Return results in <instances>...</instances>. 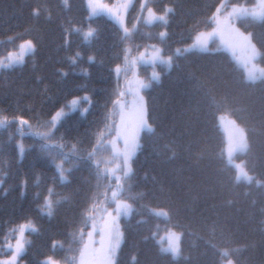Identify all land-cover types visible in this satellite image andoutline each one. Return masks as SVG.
<instances>
[{"label":"trees","instance_id":"1","mask_svg":"<svg viewBox=\"0 0 264 264\" xmlns=\"http://www.w3.org/2000/svg\"><path fill=\"white\" fill-rule=\"evenodd\" d=\"M218 1L151 0L159 11L171 9L163 38L142 20L125 35L111 20L90 17L83 0L67 6L64 0H0L1 46L37 44L21 66L0 69V116L8 120L0 127V256L15 226L32 220L36 231H27L24 264H44L49 255L74 264L93 219L114 207L117 189L132 210L122 219L115 264H223L228 256L236 264H264V80H246L222 49L176 53L211 25ZM89 28L94 31L85 38ZM244 29L264 65V20L247 19ZM158 43L172 64L146 90L149 128L131 173L118 182L105 144L116 129L121 87L114 66L125 53ZM83 95L91 103L82 99L48 140L35 134L59 107ZM83 107L88 111L81 115ZM220 113L245 130L248 181L238 180L225 158ZM18 117L32 126H23V134ZM168 226L181 233L177 257L157 240Z\"/></svg>","mask_w":264,"mask_h":264},{"label":"rangeland","instance_id":"2","mask_svg":"<svg viewBox=\"0 0 264 264\" xmlns=\"http://www.w3.org/2000/svg\"><path fill=\"white\" fill-rule=\"evenodd\" d=\"M134 1L91 0L90 2V0H85L90 16L104 15L110 18L117 23L123 33H127L132 29V27L128 26L126 17ZM138 7L140 18L146 24L160 26V34L164 37L167 30L168 11L166 12V9L162 12L155 11L148 0H138ZM149 8L157 16L163 15L164 19H155L149 23ZM93 9H95V12H93ZM212 14V25L198 30L189 43L176 49V53L191 50L222 49L230 53L235 63L243 69L246 80L256 81L264 79V65L259 59V48L252 39L250 31L244 29L247 19L261 20L264 18V0H219ZM125 28L127 31H125ZM26 40L31 39L20 41L17 46H13L14 49L9 48L4 54L3 51L6 49L1 47L0 61H3L4 64H9L10 66L8 67L21 65L25 57L33 53V51L24 53L22 63L10 62L7 56L9 52L19 53V45ZM32 42L34 43L33 40ZM157 49H159V57L154 58L153 53ZM171 61L172 57L163 53L160 44H156L143 48L134 56L124 57V61L117 65L120 68L119 72L115 71L117 66L114 68L115 75L121 79L122 85L119 88V95L116 100V129L112 138L107 142L109 153H106V156H108V162L113 165L110 170L115 174L118 182L131 173L133 157L137 151L140 136L144 130L149 128L146 90L153 82L159 80L164 70L171 66ZM83 96L74 98H81L80 102ZM83 109L85 108L83 107L82 111ZM64 110L66 113L72 111L69 107H65ZM217 118L225 137L224 155L228 164L235 169L238 180H250L251 175L244 165L243 154L247 149V138L243 126L227 113H220ZM48 130L49 125L47 123L45 128H36L34 131L36 133H45ZM20 145L24 149L22 140L17 141L18 151ZM22 155L23 153L21 154L19 151V156L22 157ZM117 192L118 190L115 189L113 194L114 208L98 214L93 219L74 264H115L116 255L123 239L122 219L128 218L132 210L130 201L118 197ZM156 212L166 214L164 209H156ZM27 221L19 223L15 228L26 224ZM32 223L34 224L33 221ZM29 230L25 229L24 238L26 240L27 231ZM180 237V231L170 226L157 232V240L161 249L169 252L174 257L179 256L181 252ZM17 238L18 232H13L11 237L3 244L7 254L0 256V264H23L21 255L25 251L27 243L24 244L23 251L16 255L15 260L13 261L12 259ZM9 245H12V247L9 248ZM223 252H226V250ZM49 257L52 258L55 264H64L61 260L51 255L44 257L43 262L48 260ZM222 263L236 264L230 256L224 257Z\"/></svg>","mask_w":264,"mask_h":264},{"label":"snow or ice","instance_id":"3","mask_svg":"<svg viewBox=\"0 0 264 264\" xmlns=\"http://www.w3.org/2000/svg\"><path fill=\"white\" fill-rule=\"evenodd\" d=\"M90 2H91V0H90ZM64 4H65V6H67L68 5V0H64ZM167 11H171V9H166V12ZM93 12H95V9H93ZM35 14H37V13L34 10V15ZM155 19H161V20H163L164 19V16L163 15L157 16L153 12V10L151 8H149L148 9V22L151 23ZM93 31L94 30H90L88 33H86L85 34V38L91 36L92 33H93ZM125 31H127L126 28H125ZM65 43L66 44L68 43L67 37L65 39ZM19 48H20L19 53H15V52H9L8 53L7 59L10 62L22 63L23 62L24 53L25 52H32V51L35 50L34 47H33L32 40H26V41H24L23 43H21L19 45ZM76 55L79 56L80 53L78 52V53H76ZM153 57L154 58L159 57V49H157L156 52L153 53ZM92 59H93L92 57H89V60L90 61ZM72 62L75 63V60H73ZM8 66H10V65L9 64H4L3 61H0V67H8ZM115 71L116 72H119L120 71L119 66H117V68L115 69ZM85 74H87V73H85ZM65 75H66V73H65ZM154 78H155V74H154ZM80 99L81 98H72L71 100H68L66 102V104L64 106H62L60 109H58L53 114V116L51 117V120L48 122L49 130L47 132H45V133H35V134L41 136L44 140H48L49 137H51V135H52V130L53 129H56L57 128V125L61 123V117L67 115V113L64 110L65 107H69L71 110L74 111L76 109V107L78 106ZM82 99L85 100V101H88L89 104L91 103V100H90V98L87 95L83 96ZM87 111H88L87 108L83 109L81 115H83ZM17 119L19 121V125L21 126L20 129H19L21 131V134H23V126L27 125L29 128L32 127L29 124L28 120H26V119H24L22 117H18ZM6 123H8L7 117L0 116V127H4L6 125ZM23 150H24L23 149V146L20 145L19 146V151H20L21 154L23 153ZM57 167L59 168V165H57ZM60 178H61L62 181L67 179L64 176L63 171H61V173H60ZM49 193L51 194V189H49ZM45 207L47 209V214L49 216H51L52 215V212H53L52 202L49 199H47V198L45 199ZM160 214L161 213H157V215H160ZM26 228L27 229H30L31 231H36V228H35V226H34V224L32 223L31 220L27 221L26 224L21 225L18 228H15V229L12 230V232H18V238L16 239V243H15V253L13 254V257H12L13 261L15 260L16 255H19L23 251L24 244L30 242V241H28V240H26L24 238V233H25V229ZM10 235H11V233H10ZM56 246H57V242H53V248H55ZM11 247H12V245H9V248H11ZM133 260H135V257H133ZM44 264H55V262L52 260L51 257H49L48 260H46L44 262Z\"/></svg>","mask_w":264,"mask_h":264},{"label":"clouds","instance_id":"4","mask_svg":"<svg viewBox=\"0 0 264 264\" xmlns=\"http://www.w3.org/2000/svg\"><path fill=\"white\" fill-rule=\"evenodd\" d=\"M33 47H34V49H36L37 48V44L33 43Z\"/></svg>","mask_w":264,"mask_h":264}]
</instances>
